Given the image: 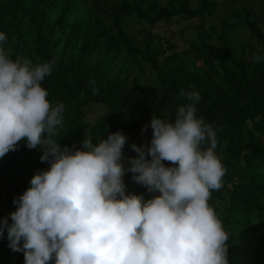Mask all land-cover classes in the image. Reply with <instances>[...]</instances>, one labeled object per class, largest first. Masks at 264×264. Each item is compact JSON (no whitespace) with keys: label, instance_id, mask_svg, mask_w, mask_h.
<instances>
[{"label":"trees","instance_id":"16d2710c","mask_svg":"<svg viewBox=\"0 0 264 264\" xmlns=\"http://www.w3.org/2000/svg\"><path fill=\"white\" fill-rule=\"evenodd\" d=\"M193 1L121 0L106 8L92 0L93 13L87 0H0V32L7 37L0 47L34 64L56 59L42 87L53 105H65L55 137L62 147L79 148L84 137L95 143L122 131L124 157H136L131 145L150 142L152 134L142 129L151 117L174 120L177 106L187 102L178 98L180 89L197 91L196 115L218 129L216 151L227 169L209 204L229 234V264H264V61L253 60L254 53L264 56V0ZM221 5L216 31L204 20ZM161 23L175 26L154 31ZM241 29L248 39L233 46L228 33ZM91 105L100 108L93 119ZM41 155L42 149L20 141L0 158V220L11 223L13 199L37 171L48 169ZM131 177L123 176L126 193L158 195ZM0 264H24L23 253L9 247L6 230Z\"/></svg>","mask_w":264,"mask_h":264},{"label":"clouds","instance_id":"9594fccd","mask_svg":"<svg viewBox=\"0 0 264 264\" xmlns=\"http://www.w3.org/2000/svg\"><path fill=\"white\" fill-rule=\"evenodd\" d=\"M6 39L0 32V44ZM56 62L13 59L0 47V158L24 141L49 165L13 199L11 223L0 220L9 247L24 264H229V234L209 204L227 169L216 151L218 129L196 115L200 94L180 89L187 102L172 121L153 115L150 142L131 145L136 157H124L122 131L62 147L55 137L65 105H53L42 87ZM126 172L158 195L126 193Z\"/></svg>","mask_w":264,"mask_h":264},{"label":"rangeland","instance_id":"374dc122","mask_svg":"<svg viewBox=\"0 0 264 264\" xmlns=\"http://www.w3.org/2000/svg\"><path fill=\"white\" fill-rule=\"evenodd\" d=\"M102 5L106 8H109L111 7L112 4L116 3V2H119L121 0H100ZM220 3L222 0H218ZM194 1L191 0V3H193ZM87 4V7L88 9H91L93 13H96V11L92 8V0H87L86 2ZM246 4V2H245ZM224 6L221 5V7L219 8H216V10L214 11V15L212 17H205V20H204V25L207 26L208 24H214L216 25L217 29L216 31L219 30L220 28V23H219V20L222 19V13H223V8ZM254 9L255 10H262V5L261 3H254ZM104 21L109 24L111 22L110 18H108L107 16L105 15H102ZM137 25H135V29H134V33H136V27ZM140 26V24H139ZM174 23L173 24H166V23H161V26H158L156 29H154V31H158L160 33H167L170 29H173L174 28ZM228 37H229V41L231 42V44L233 46H235L236 44H238L239 41L241 40H247L248 39V35L244 32L243 29L241 30H236V31H233V32H229L228 33ZM136 39L138 41H140V35L136 36ZM215 41V40H214ZM157 44V41L154 40L153 42V46H155ZM191 59H193V55L190 56ZM90 111L88 113V117L90 119H93L95 118L99 113H100V108L97 106V105H91L90 107ZM146 130L145 131H149L151 134H152V129L150 126H146L145 127Z\"/></svg>","mask_w":264,"mask_h":264}]
</instances>
